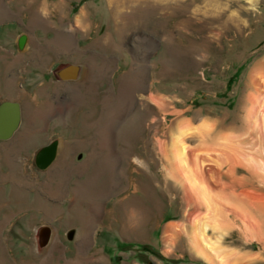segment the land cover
I'll use <instances>...</instances> for the list:
<instances>
[{"label":"rangeland","instance_id":"rangeland-1","mask_svg":"<svg viewBox=\"0 0 264 264\" xmlns=\"http://www.w3.org/2000/svg\"><path fill=\"white\" fill-rule=\"evenodd\" d=\"M0 34V59L51 72L32 67L31 84L45 83L49 119L64 115L49 135L65 144L44 174L19 154L35 146L0 147V264H215L191 244L195 209L166 155L186 119L249 129L264 0H0ZM251 176L240 167L222 190L264 191ZM235 210L222 245L264 264V241ZM171 223L184 224L174 239Z\"/></svg>","mask_w":264,"mask_h":264},{"label":"bare ground","instance_id":"bare-ground-1","mask_svg":"<svg viewBox=\"0 0 264 264\" xmlns=\"http://www.w3.org/2000/svg\"><path fill=\"white\" fill-rule=\"evenodd\" d=\"M82 20L83 18H79L78 24L82 23ZM251 78L255 85L264 89L262 65L253 69ZM261 87L256 90V94L249 96L252 108L248 115V130L245 128L242 131L230 129L217 132L216 122L212 120H202L200 125L195 127L190 119H186L179 123L173 147L166 155V173L170 179L181 183L187 202L192 203L195 209L191 213L196 221L195 230L190 233L191 244L198 255L210 262L215 261V264H219V261L223 264H250L257 258L253 253H241L222 245L223 236L231 225L227 214L228 207L241 212L239 215L246 223V232L249 230L253 237L264 241V230L258 222L251 221L254 210L264 214L263 189L254 190L250 187L236 193L235 189L232 192L222 190L220 183V186H215L217 181L222 182L225 177L234 180L233 175L240 167L264 186V91ZM151 100L161 106L162 99ZM214 132L215 136L212 137ZM259 134L260 139L257 138ZM193 138L196 143L190 145L189 140ZM253 144L256 147L252 146ZM183 225L171 223L166 233H172L174 239L179 234L177 229L182 230ZM210 228L216 233L215 239L210 240L207 236Z\"/></svg>","mask_w":264,"mask_h":264},{"label":"flooded vegetation","instance_id":"flooded-vegetation-1","mask_svg":"<svg viewBox=\"0 0 264 264\" xmlns=\"http://www.w3.org/2000/svg\"><path fill=\"white\" fill-rule=\"evenodd\" d=\"M17 24V23H16ZM1 41L3 40L2 35L0 34ZM6 40V39H5ZM3 42V41H2ZM5 42V41H4ZM24 46V44H22ZM30 60V59H28ZM31 61V60H30ZM29 62V61H28ZM21 62L22 65H26L27 71L22 72L20 69H14L13 62L10 64V69L7 72V76L5 80H0V147H4L5 144L13 143L16 145H25L28 146H35L39 145V148L34 149V164L38 171L41 173H47V170L52 166L54 160L51 161L49 165H46L48 160V156L50 152L55 151L57 148L56 143L57 139L50 137V133L43 132L37 133L36 136H41L40 139H31L24 137L19 138L17 135L21 132L22 127L24 126V105L21 100V97L27 96L30 92L34 89L31 84V68H40V64L42 61L36 63L31 62ZM31 63V64H30ZM36 63V64H35ZM7 64V66H9ZM12 65V66H11ZM38 65V66H37ZM38 67V68H37ZM5 69V66H4ZM39 71V69H38ZM40 73V72H39ZM43 76V74L38 75V77ZM10 84V86L5 85L6 82ZM39 84V82H38ZM19 98V99H18ZM18 137V138H17ZM45 137V139L43 138ZM12 145V144H10ZM24 151V150H23ZM20 154V153H19ZM25 159L29 158V154L25 155L21 153ZM22 157V156H21ZM24 161V160H23ZM19 161V162H23ZM25 162V161H24ZM26 167L28 168L27 164H31L29 162H25ZM31 165H29L30 167ZM27 170L25 171V173Z\"/></svg>","mask_w":264,"mask_h":264},{"label":"crops","instance_id":"crops-1","mask_svg":"<svg viewBox=\"0 0 264 264\" xmlns=\"http://www.w3.org/2000/svg\"><path fill=\"white\" fill-rule=\"evenodd\" d=\"M26 44L28 45V43H26ZM24 46H26V45H24ZM23 48L25 49L26 47H23ZM30 60H28V59L27 60L22 59V60L17 61V62L14 61L13 62L14 69L15 70L16 69H20L22 72H26L27 71V67H26V65L25 66L22 65L21 62H24V63H26L28 61L31 62V63L36 62V60H33V59H30ZM4 66H5V69H4ZM39 66L41 68L40 69L41 70L40 71V74L43 73L45 75H48L49 73H51V72H48V71H44L43 72V63H41ZM9 69H10V64H9V66H7V63L3 60V58L0 59V80L1 79L3 81L5 80V77L7 76V72L9 71ZM4 75H5V77H4ZM5 82H6L5 85L10 86V84L8 83V81H5ZM44 85H45V83L43 82L42 79H40L39 80V84L35 86V89H33L30 92L29 95H27V96L25 95V96L21 97V100H22L23 105H24V122L23 123L26 124V126L23 127L21 131L23 133L22 134L23 136L24 135L25 136H29L31 139L33 137H34L33 139H36L37 136L35 134H37V133H43V132L50 133L51 131H53V129H56L55 125H57L56 123H58V121H60L61 118L64 121V115L63 116L62 115H59V116L56 115L54 118L49 119V117H51V115L55 114L56 112H54L53 109H52V110H50L49 114H47L48 110L45 109V108H43L44 107V103H43V99L42 98L45 97L44 94H47V91L46 90H43ZM26 108L28 109V112L27 113L25 112ZM73 115H74V112L73 113L71 112V113L67 114V117L66 118L68 119V118H70V116H73ZM68 121H69V119H68ZM19 138H21V137H19ZM56 141H57V143H56L57 148L55 149L56 150V155H55L54 162H56V160L60 157L61 147L63 149V147L65 146L63 140L57 139ZM25 145L23 144L22 146L25 147ZM36 148H39V145H36ZM36 148H34V149H36ZM66 148L68 149L69 146L68 147L66 146ZM21 153H24V151L21 150L20 151V154ZM34 156H35L34 153H32L31 155H29V158H27V159H23L22 158V159L26 163L29 162V163L32 164L34 162ZM52 165H54V163ZM49 169L47 170V172L49 171ZM219 183L222 185V182H218V181L216 182V185L218 186ZM218 190L219 189H217V191ZM235 191H236V193H239L237 190H235ZM239 191H241V190H239ZM242 231H244V230H242ZM177 232L180 233L181 231L177 229Z\"/></svg>","mask_w":264,"mask_h":264},{"label":"water","instance_id":"water-1","mask_svg":"<svg viewBox=\"0 0 264 264\" xmlns=\"http://www.w3.org/2000/svg\"><path fill=\"white\" fill-rule=\"evenodd\" d=\"M55 155H56V150L49 153V156H48L49 158L47 161H45L46 165H49L50 163H52L51 161L55 159Z\"/></svg>","mask_w":264,"mask_h":264}]
</instances>
